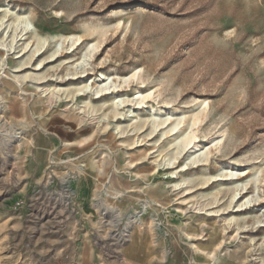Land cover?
<instances>
[{
  "label": "rangeland",
  "instance_id": "rangeland-1",
  "mask_svg": "<svg viewBox=\"0 0 264 264\" xmlns=\"http://www.w3.org/2000/svg\"><path fill=\"white\" fill-rule=\"evenodd\" d=\"M0 8L8 23L11 13L27 16L45 39L19 41L20 59L0 51V264H118L127 230L148 233L158 264H264V0H0ZM93 43L86 77L73 75ZM36 45L44 47L33 57ZM22 74L67 93L49 104L33 81L15 80ZM101 74L121 85L123 117L110 97L76 95ZM137 92L158 97L137 106ZM152 109L174 123L197 116L208 162L193 164L190 150L156 168L178 144L133 132ZM234 185L242 190L231 202ZM137 213L142 224L131 226Z\"/></svg>",
  "mask_w": 264,
  "mask_h": 264
},
{
  "label": "bare ground",
  "instance_id": "bare-ground-1",
  "mask_svg": "<svg viewBox=\"0 0 264 264\" xmlns=\"http://www.w3.org/2000/svg\"><path fill=\"white\" fill-rule=\"evenodd\" d=\"M0 11L9 13V11L7 9H1L0 8ZM11 14H13L14 17L10 23H8V20L5 19V16L3 18H0V51H3L5 53H7L8 55L9 54H16V58L20 59L24 52L21 55L18 54L19 51L17 50V48L19 46V43H18L19 41L25 40L27 35H30L33 38H35L37 40V42H40V41L45 42V39L43 37L38 36L35 26L28 20L27 16L16 15L14 13H11ZM68 40L72 41V38L70 37ZM78 44H79V41L72 42V47H73V45H78ZM26 47H27V45H26ZM43 47H44L43 45L42 46L36 45V47L34 49V54L32 56L34 57L35 55H40L42 53ZM99 47H100V45H98L97 43H93L87 47L86 52L83 54V57H82L80 63L76 64V67H75L76 71L73 72V75L83 74L80 77H86V75L84 74L85 73V67L94 58L96 53L99 51ZM62 49H63L62 43H59L56 46L55 50L52 52L50 57L53 58L56 55L60 54V51ZM26 60L21 59L19 61L18 69H20V67L25 64ZM77 69H80L81 71H78ZM34 71H36V70L34 69ZM139 73H140V71L138 70V71H135L131 75L122 77L121 78L122 84L127 86L131 81H134L137 78ZM43 77L38 76L37 74H22V75H16L15 80L18 83H20V85L26 79L33 81L32 83H35L34 87L38 91L41 92V94L45 97V99L47 100V102L49 104H52L53 102L57 101L58 95H60L61 93H64V94L67 93L66 90H62L58 87H50V86L49 87H45V86L41 87L40 85H41V81L43 80ZM74 79H76V78H74ZM90 82H92V83L93 82H99L100 85L97 86L96 88H93L92 86H90L91 85V84H89ZM120 87H121V85L114 83L113 79H111L110 77H106L105 75L101 74L98 77V79L93 78V79L86 81V84H84L82 86H77L76 95H83L84 93H88V92L94 93V95L96 97H99L100 99L102 98L101 100L104 103L107 102L105 99L110 97L111 103L113 105H115L114 106L115 109L113 111L114 116H115V118H118V117H123V114H121L118 111L119 106H121L125 103L124 99H122L121 97H119L117 95V93L120 91L119 90ZM157 97L158 96L154 97V93H151V92H149V93L137 92L135 97H134V101H135V104L137 106H140V105L146 104L150 98H152V100H154ZM131 102H133V101H131ZM86 105H88V104L85 103V106ZM85 106H82L79 108L80 109L79 114L82 115L81 118H84V116H85V113H86V110L84 109ZM183 119L184 118H182V117L177 119L176 123L171 122L168 119H161L160 114L155 113L154 110L152 109V116L149 119H146L145 121H143L142 123H140L134 127L133 132L144 131L146 133V136L150 137L152 139L159 137L158 140H156V142H160L163 140V142L160 145L164 144L168 138H171L172 136H176L174 138V140H176V144H178V146L176 148V152H175L176 156L174 158H168V159L166 158L167 160L164 161L163 164L158 165L156 168L160 169L163 167H167V169H168L170 166H173V160H176L182 152H189L190 150L192 151V152H190V155H193L190 158V162H192L193 164H196V163L200 164L202 162H208L207 161L208 154L205 152L206 150H208V148H206L205 151H203V148H199V145H197V139H196L195 131H193V128L194 127L196 128V125L198 123L197 116L192 119V122L190 125L188 123L185 124V119L184 120ZM166 124H167V126H165ZM184 125L186 126V129L183 128ZM115 130L119 136H124L126 134V130L121 129L120 127H116ZM187 130H189V131H187ZM198 152H200V153L196 154ZM208 152H209V150H208ZM158 154H159V152H158ZM171 159H173V160H171ZM185 169L188 170L187 168H183V170H185ZM167 174L169 175L168 177H173V175H174V173H167ZM223 177H224V175H223ZM229 177L234 178L235 173H229ZM183 185H184V183L180 182V183L174 184V187L177 190V189L182 188ZM241 190L242 189L241 188L239 189V186H237V185H234L231 188L227 189V192L232 195L231 202L235 201V199H236V201H238V199H240V192L239 191H241ZM249 200L250 199L246 200L247 203L249 202ZM147 207H146V205H144L142 211L144 212ZM211 213H213V212H211ZM140 217H141V213H137L134 216L133 221L131 222L130 225L133 226V224H135V223L141 225L142 222H141ZM258 223H260V221H258ZM228 228H229V226H228ZM132 232H133V230L125 231L126 236L130 235V233L132 234Z\"/></svg>",
  "mask_w": 264,
  "mask_h": 264
},
{
  "label": "crops",
  "instance_id": "crops-1",
  "mask_svg": "<svg viewBox=\"0 0 264 264\" xmlns=\"http://www.w3.org/2000/svg\"><path fill=\"white\" fill-rule=\"evenodd\" d=\"M118 264H158V252L147 232L135 230L129 241L120 249Z\"/></svg>",
  "mask_w": 264,
  "mask_h": 264
}]
</instances>
